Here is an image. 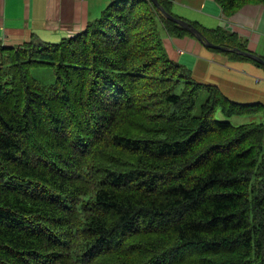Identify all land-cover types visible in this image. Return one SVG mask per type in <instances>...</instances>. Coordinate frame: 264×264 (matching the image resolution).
<instances>
[{
    "label": "trees",
    "instance_id": "16d2710c",
    "mask_svg": "<svg viewBox=\"0 0 264 264\" xmlns=\"http://www.w3.org/2000/svg\"><path fill=\"white\" fill-rule=\"evenodd\" d=\"M213 1L227 17L264 5ZM163 31L195 38L150 0H112L59 42L0 43V264H264V121H230L264 105L194 80ZM44 66L49 85L31 75Z\"/></svg>",
    "mask_w": 264,
    "mask_h": 264
},
{
    "label": "crops",
    "instance_id": "0c3cea01",
    "mask_svg": "<svg viewBox=\"0 0 264 264\" xmlns=\"http://www.w3.org/2000/svg\"><path fill=\"white\" fill-rule=\"evenodd\" d=\"M171 12L207 29L235 34L249 52L264 60V5H246L225 16L213 0H166ZM112 0H0V43L20 48L32 36L56 43L83 32ZM170 59L187 68L199 83L216 86L233 102L264 105V67L232 59L197 39L162 32Z\"/></svg>",
    "mask_w": 264,
    "mask_h": 264
},
{
    "label": "water",
    "instance_id": "95a60500",
    "mask_svg": "<svg viewBox=\"0 0 264 264\" xmlns=\"http://www.w3.org/2000/svg\"><path fill=\"white\" fill-rule=\"evenodd\" d=\"M158 9V11L169 21L174 22L175 24L179 25L180 27L186 29L190 34H192L199 42H201L206 48L209 49H219V50H224V51H230V52H235L241 56H246L252 60L258 61L261 64L264 65V60L252 53L241 51L238 49H228L226 47H222L219 45L212 44L209 42L207 39L204 38V36L189 23L188 21L181 19V18H176L172 16L170 13L166 12L164 8L160 5L158 0H150Z\"/></svg>",
    "mask_w": 264,
    "mask_h": 264
},
{
    "label": "rangeland",
    "instance_id": "374dc122",
    "mask_svg": "<svg viewBox=\"0 0 264 264\" xmlns=\"http://www.w3.org/2000/svg\"><path fill=\"white\" fill-rule=\"evenodd\" d=\"M31 75L34 79H36L37 81H39L43 85H49V84L54 82V75H53L51 69L47 66L33 69L31 72ZM205 98H206V93L202 92L200 94L198 100H197V105H200L205 100ZM216 118L220 119L221 115L219 113H217ZM249 120H255L257 122H261V121H264V116L256 117L254 119L244 118V117H241V118L233 117L230 119V121L233 124H241V123L247 122Z\"/></svg>",
    "mask_w": 264,
    "mask_h": 264
}]
</instances>
